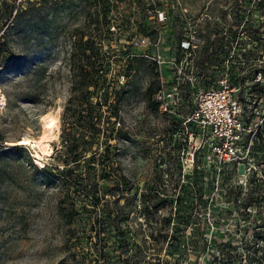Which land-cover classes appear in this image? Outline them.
I'll list each match as a JSON object with an SVG mask.
<instances>
[{"label":"rangeland","instance_id":"374dc122","mask_svg":"<svg viewBox=\"0 0 264 264\" xmlns=\"http://www.w3.org/2000/svg\"><path fill=\"white\" fill-rule=\"evenodd\" d=\"M263 1L0 0V35L21 54L20 65L0 71V147L25 146L0 152V264H222L228 257L232 264H264V240H256L261 246L254 252L250 246L264 223V205L240 204L247 191L264 188V138L260 150L253 146L257 131L264 136L262 109L243 111L250 141L238 163L216 172L207 148L194 147L195 136L179 119L154 105L152 56L160 45L151 44L160 34L173 45L194 24L192 60L202 82L225 78L236 92L245 49L264 48ZM154 10H163L166 20L157 21ZM104 14L113 23L110 33ZM79 35L103 55L102 85H82ZM141 36L149 43L133 42ZM161 70L165 75V62ZM147 85L154 89L149 95ZM81 89L90 92L87 100L79 98ZM85 101L113 112L109 135L100 125L97 145L70 162L73 172L41 170L51 163L64 168L62 107ZM47 114L58 119V130L50 154L37 156L35 146L17 141L37 137ZM65 126V136L78 138L79 125ZM78 172L88 195L68 193L66 176ZM120 176L130 188L123 196L115 189ZM198 187L205 191L199 199ZM91 193L101 196L97 203Z\"/></svg>","mask_w":264,"mask_h":264},{"label":"built area","instance_id":"2783aa9c","mask_svg":"<svg viewBox=\"0 0 264 264\" xmlns=\"http://www.w3.org/2000/svg\"><path fill=\"white\" fill-rule=\"evenodd\" d=\"M153 12L157 21L166 20L163 10ZM108 28L112 29L113 23ZM164 39L157 34L151 43L156 48L160 45V50L157 49L152 56L158 65L154 100L159 109L172 112L184 131L195 136L194 147L204 145L207 148L216 172L225 163H238L241 150L250 141L251 134L249 120L243 119L242 113L250 110L243 107L238 90L234 92L225 78H220L217 84L202 82L192 60L197 46L194 24L190 23L173 45ZM133 42L147 44L149 39L141 36ZM162 62L166 63L165 75L161 70Z\"/></svg>","mask_w":264,"mask_h":264},{"label":"trees","instance_id":"16d2710c","mask_svg":"<svg viewBox=\"0 0 264 264\" xmlns=\"http://www.w3.org/2000/svg\"><path fill=\"white\" fill-rule=\"evenodd\" d=\"M105 0H95V2L100 3L101 6H103ZM264 5V1H263ZM107 14L102 15L101 17L104 19L103 28L105 30V33H110L111 31L108 28V17ZM137 28L143 29L146 32H148V27L144 26L143 23L137 22ZM82 35V34H81ZM81 35H79V54L78 56L83 59V62H81L78 66V74L80 75L81 81H83L84 86L92 85L93 87L102 85L103 79H99V65L102 59L103 55L99 53V50H97V47L94 45L93 40H89L85 38L84 40H81ZM264 49V48H263ZM260 47H257L256 51H253L249 48L245 49L244 55H245V61L244 65L242 66L243 73L240 74L238 77V94L240 99L243 102V107L246 109H250V115H253L255 112L251 109V107H254V109H257L258 111L262 109L261 115L264 116V50ZM135 55V54H132ZM131 55V56H132ZM80 59V58H79ZM21 54H13L11 48L8 46L6 41L3 39V35H0V71L3 68H9L14 67L16 65H20L21 63ZM18 63V64H16ZM86 65L88 69L83 68L82 66ZM258 73V76L256 75ZM157 88V83L155 86V89ZM93 90V89H92ZM154 89L150 85H147L146 92L147 94H151V92ZM90 95V92H83L81 89L79 92V98L87 100V97ZM260 98V100H259ZM262 103V106H259V104ZM155 106L157 105V102L155 101ZM106 110L108 113H104L103 111ZM110 116H114L113 112H111L110 108L101 109L99 105L97 104H87L85 101L84 105H74L70 106L69 104H64L62 107L61 112V120H62V134L60 138L61 145H65V150L63 151L64 155L62 158H60L62 166L64 168L59 169L58 166H56L55 163H51L50 166L42 165L41 170L43 169H49L48 171L50 173L54 174H64V172L70 171V162L76 163L78 162L77 159L83 155V152L87 149H90L91 147H95L97 145V135L100 131L99 126L105 124V127L102 128L103 130L107 131V136L109 135L110 131L112 130L113 120H110ZM264 120V117H263ZM65 124L70 125H79V136L77 138L72 135V138H68L69 132L65 130L66 126ZM109 125V126H108ZM108 126V127H107ZM255 138L259 140L258 144H253L254 148L257 150H260L262 147V140L264 136L261 134V131H257V134L255 135ZM1 139V137H0ZM80 146V147H79ZM21 147H25L23 145H16V146H8V147H0V152L5 151H15L20 149ZM93 154L91 153L89 157L86 158V160L93 159ZM260 156H263L262 154ZM262 162V159L260 157V161ZM66 165V166H65ZM63 176V175H62ZM67 181V189L68 193H83L85 195H88L89 187L87 184L83 183L81 180L83 179L80 172L74 173L73 175L66 176ZM124 177L120 176V180L116 182L115 189L120 193L119 195H125V192H129L130 188L129 186L124 185ZM154 192H157V189H154ZM134 192L131 196H133ZM205 191H202L199 187L196 188V198L199 199L201 195H203ZM240 193V190L237 189L234 193L235 199L238 198V194ZM143 193H141L142 195ZM156 195V193L154 194ZM130 197V196H129ZM128 197V198H129ZM90 198H92V201L94 203H97L101 196L93 195L91 193ZM264 200V188H259L257 190H249L246 192L245 196L243 197V200L240 202L241 207L243 209L250 206L253 202L256 201V204L261 206L264 205L262 201ZM197 201V202H196ZM195 203L199 204V201L195 199ZM72 199H70V202L68 204L69 211L72 209ZM261 211L264 212V209ZM70 220L68 219L67 222ZM167 222V220H166ZM258 230L254 233V240L253 243L250 245L252 247V251L254 252L257 250L261 245L257 244L256 240H264V223L257 224ZM264 244V242H263ZM247 243L245 244V246ZM258 260L256 261L259 263L261 260L258 257ZM253 259H250L251 262ZM233 258H227L226 261L222 264H232Z\"/></svg>","mask_w":264,"mask_h":264},{"label":"bare ground","instance_id":"6f19581e","mask_svg":"<svg viewBox=\"0 0 264 264\" xmlns=\"http://www.w3.org/2000/svg\"><path fill=\"white\" fill-rule=\"evenodd\" d=\"M42 130L35 138L24 136L17 143L29 144L37 148V156L49 155L51 151L50 140L56 136L58 130V119L50 114L41 119Z\"/></svg>","mask_w":264,"mask_h":264}]
</instances>
